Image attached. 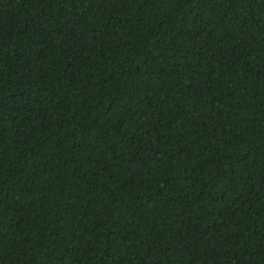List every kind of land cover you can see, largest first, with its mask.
Instances as JSON below:
<instances>
[{
  "label": "trees",
  "instance_id": "trees-1",
  "mask_svg": "<svg viewBox=\"0 0 264 264\" xmlns=\"http://www.w3.org/2000/svg\"><path fill=\"white\" fill-rule=\"evenodd\" d=\"M0 264H264V0H0Z\"/></svg>",
  "mask_w": 264,
  "mask_h": 264
}]
</instances>
